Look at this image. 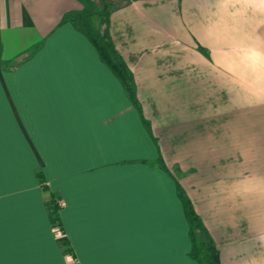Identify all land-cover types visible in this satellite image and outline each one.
I'll return each mask as SVG.
<instances>
[{
    "label": "crops",
    "instance_id": "crops-1",
    "mask_svg": "<svg viewBox=\"0 0 264 264\" xmlns=\"http://www.w3.org/2000/svg\"><path fill=\"white\" fill-rule=\"evenodd\" d=\"M112 1L109 37L151 129L170 111L168 96L193 104L197 85V96L218 89L223 99L197 103L204 121L183 122L186 136L175 122L169 148L203 145L166 157L174 148L159 131L151 139L120 82L66 19L81 10L77 0H0V61L14 64L0 67V264H197L209 250L212 260L201 264H264V153L257 167H243L264 141L243 152L239 122L256 119L225 97L262 90L247 80L264 79V0ZM210 122L239 129L214 134ZM227 138L226 150L207 149ZM157 156L169 172L139 161ZM177 187L198 217L192 245ZM51 193L61 200L64 236L50 222ZM202 235L207 244L196 245Z\"/></svg>",
    "mask_w": 264,
    "mask_h": 264
},
{
    "label": "rangeland",
    "instance_id": "rangeland-1",
    "mask_svg": "<svg viewBox=\"0 0 264 264\" xmlns=\"http://www.w3.org/2000/svg\"><path fill=\"white\" fill-rule=\"evenodd\" d=\"M79 3L80 1L77 0ZM81 4V3H80ZM238 39V38H237ZM197 51H199L198 49H196ZM203 50H206V48L203 47ZM200 52V51H199ZM255 66H252V68H254ZM261 70L263 69L264 71V68H260ZM259 69V70H260ZM247 70L250 71V68H248ZM261 71V72H263ZM260 73V72H259ZM255 74V73H253ZM257 74V73H256ZM263 75H264V72H263ZM183 82H187L186 81H183ZM182 81L179 80V83H178V90L179 91H186V85H182L183 84ZM244 83V81H242ZM251 82V83H250ZM196 83V82H195ZM210 83H211V86H226V88L229 90V87L231 86V81L230 80H226L225 82H223L222 80H213L211 79L210 80ZM250 83V84H249ZM260 83L262 84L261 86V91H259L260 89H258L257 92L259 93H255V95H250L246 90H240L238 91V88H236L235 90V94H227L225 97L227 99V103H231L232 105L238 107V109L241 110V108H244L246 110V112L248 114H250L252 116V118L256 119V120H251L252 122H239L240 123V129L242 130V150L243 152H250V150H254V148H257V147H254V148H251L252 146H254V143L255 141H258V144L259 145H262V142L264 141V79H256V80H247V88H251L252 86L254 88H259L260 86ZM252 84V85H251ZM246 86V84L244 83L243 87ZM231 87H234L233 85ZM204 88V87H203ZM190 90L194 91L193 93V96L191 97H194L195 100H197V102L195 101L193 104L189 103V102H186L185 99H186V96H172V98L170 96L167 97V100H166V104H165V108H168L170 111H167V115L166 118H162V119H159L158 122H155V128L152 127V133L156 130L159 131V136L162 138L163 141L167 142L165 143V146H167L169 148V140H171V136L173 137L175 132L176 131H179V130H176L173 125L175 124V122H181L182 125L184 127H181L183 131H186V132H182V134H180V136H186L188 134L191 133L192 129L190 127H187V123L183 124V122H194L195 121V124H201L204 119H202L203 117L199 116L201 114H205V111H196L194 110L195 106L197 103L201 102L202 103H205L206 101L205 100H210V101H213V102H216L217 104L221 102V100L223 99V95H218L217 94V90L218 89H214V90H210V93L207 95V94H204L203 92H201L199 89V93L198 96H197V85L194 87V88H189ZM205 89V88H204ZM232 89V88H231ZM241 89V88H240ZM226 90V89H225ZM232 93V91H231ZM223 94V93H222ZM144 96V95H143ZM145 99H146V102L147 104L149 105L150 104V99H151V95L150 93H145ZM210 99H209V98ZM175 99L177 100L174 101ZM183 99V102H179V100H182ZM213 99H219V102L216 100H213ZM188 100H189V97H188ZM171 101V102H170ZM187 103V105H186ZM140 104V103H139ZM201 106V105H200ZM199 106V107H200ZM146 104L144 103L143 104H140V110H141V113L143 115V117L145 118L146 121H148L146 119L147 114V110H146ZM227 114L226 115V118L228 119V114H230L227 110L225 111ZM148 113V112H147ZM164 112H159V114H163ZM160 116V115H159ZM193 119V120H192ZM201 119L199 122L198 120ZM233 123L237 124L236 126V132L237 130L239 129L238 127V122H225L224 124V127L221 128L219 127L218 125L221 124V122H218L216 124V122H210V125L209 126V129L211 131L214 132V134H217V130L219 129H223L228 136H233ZM260 124L261 126L260 127H255V124ZM172 124V127L171 126H168ZM149 126H150V123H149ZM196 127V126H195ZM186 129V130H185ZM193 130H196V128H194ZM263 131V132H261ZM181 133V132H179ZM187 133V134H185ZM201 133V132H199ZM162 135V136H161ZM171 135V136H170ZM170 136V137H169ZM180 138V137H179ZM228 138L227 140H225V143L224 142H220V143H212V142H209L206 146H207V149H210L212 146V151H217L218 150V147L219 146L221 149V151L223 150H226L229 146H231V143L228 142ZM251 140V141H250ZM162 143H159V145H161ZM202 146L203 144H189V143H184L181 141V143H177V146L176 144L174 143H170V148L167 150L170 151V149L174 148V152H170V153H165L166 154V157H170L172 155H174L175 153H180L181 151H186L188 148L189 149H194L195 150V147L196 146ZM162 146V145H161ZM176 146V147H175ZM225 146H226V149H225ZM230 150V149H229ZM260 150H263V149H260ZM212 153V152H211ZM262 153L264 152H255L253 154V159H256L258 156H260ZM244 156H249L248 153H243ZM259 159V158H258ZM252 160L250 161L249 159L247 161H245V164H243V167L244 166H249V164L247 163H251L250 167H257L259 164H260V159L258 160ZM164 162V161H163ZM165 164V163H164ZM243 169H246V168H243ZM52 225V224H51ZM53 227V225H52ZM55 229V228H54ZM56 232H59L58 230H55ZM203 245V244H207V238L204 237L203 235L200 237V239H196V245ZM206 256H205V255ZM201 260L200 261H206V262H210L212 260V252L211 250H209V252H203V254L201 255ZM208 262V263H209Z\"/></svg>",
    "mask_w": 264,
    "mask_h": 264
},
{
    "label": "trees",
    "instance_id": "trees-1",
    "mask_svg": "<svg viewBox=\"0 0 264 264\" xmlns=\"http://www.w3.org/2000/svg\"><path fill=\"white\" fill-rule=\"evenodd\" d=\"M81 3V10L70 13L66 15V19L70 22L72 27L78 32L82 33L87 40L94 47L99 59L108 67V69L113 73V75L120 82L121 87L125 96L129 99L131 105L137 110L141 123L145 128L147 134L151 139L156 143L155 138L151 134V129L149 122H147L141 113L140 104L137 100L135 94V85L133 81L132 74L127 68L121 57L115 51L111 39L109 37L108 26H109V14L115 7L118 6V2L112 0H79ZM39 47V44L32 46L27 49L22 54L24 57H28L33 54ZM204 55H207V51L203 50L200 46H197ZM14 64L5 67V63L0 61L1 68L12 69ZM149 166H158L166 172H169L166 165L164 164L162 158L157 156L154 161H142ZM177 170L176 166H173V169ZM36 178L39 184V187L42 190L46 189L44 180L41 174L37 173ZM176 183V180H175ZM178 197L181 201L183 214L185 216L189 238L194 243L193 236L199 231L198 217L195 215L191 203L182 195V192L177 187ZM48 212L50 216V222L53 225L55 230H58L63 235L62 226L58 217V210L61 208L60 197L54 193H51L48 199ZM61 235L60 244L62 250L65 253H71V248L66 238ZM200 260L197 261V264H201Z\"/></svg>",
    "mask_w": 264,
    "mask_h": 264
}]
</instances>
